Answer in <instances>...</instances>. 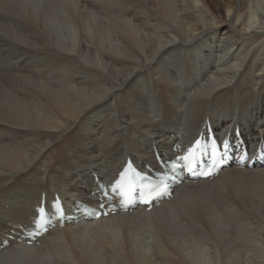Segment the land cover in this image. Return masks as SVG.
Wrapping results in <instances>:
<instances>
[{"label":"bare ground","instance_id":"obj_1","mask_svg":"<svg viewBox=\"0 0 264 264\" xmlns=\"http://www.w3.org/2000/svg\"><path fill=\"white\" fill-rule=\"evenodd\" d=\"M209 128L238 155L217 179L85 212ZM0 264H264V0H0Z\"/></svg>","mask_w":264,"mask_h":264},{"label":"snow or ice","instance_id":"obj_2","mask_svg":"<svg viewBox=\"0 0 264 264\" xmlns=\"http://www.w3.org/2000/svg\"><path fill=\"white\" fill-rule=\"evenodd\" d=\"M199 147H200V144L197 143V148H199ZM212 154L215 155V152H213ZM190 156H191V159H190ZM199 162L200 163L203 162V156L201 157V159H200ZM197 163H198V160H197V158L195 156V149H193L192 152L189 154V156H181V157H178L175 160V162L172 163V167L174 169L175 168H180V167H186L187 172L192 173L196 169ZM211 174H212L211 170H209L207 173H205V175H211ZM141 178L142 179H145V180L150 179L148 176H143ZM113 192H118V189L113 188ZM160 194H161L160 192H156L154 194H149L148 198L145 199V200H143L142 203H144V204H150V203H152V201L155 198V196H159ZM124 200L127 203L128 198L127 199H124Z\"/></svg>","mask_w":264,"mask_h":264},{"label":"rangeland","instance_id":"obj_3","mask_svg":"<svg viewBox=\"0 0 264 264\" xmlns=\"http://www.w3.org/2000/svg\"><path fill=\"white\" fill-rule=\"evenodd\" d=\"M175 149V148H174ZM8 208V207H7ZM77 227V226H76ZM233 229H235V228H233ZM61 234H63V235H66V233L64 232V233H61ZM94 236H93V238H96V234H93ZM147 236V237H146ZM144 238H141V237H135L134 238V240L135 239H137V241H138V244L141 246H143V248H144V250L145 251H149V252H151L150 250L152 249V247L153 248H155V247H157V242H156V240L155 239H151L150 237V235H146ZM150 236V237H149ZM149 237V238H148ZM144 240V241H143ZM146 240V241H145ZM153 240V241H152ZM155 240V241H154ZM95 240H92V242H94ZM147 242V243H146ZM147 247V248H146ZM149 249V250H148ZM203 259H205L206 257H205V254H203L202 256H201Z\"/></svg>","mask_w":264,"mask_h":264}]
</instances>
